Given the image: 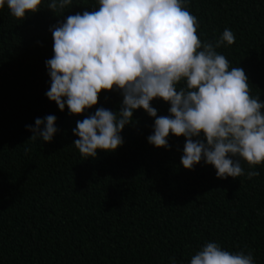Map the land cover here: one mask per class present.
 <instances>
[{"label":"trees","instance_id":"16d2710c","mask_svg":"<svg viewBox=\"0 0 264 264\" xmlns=\"http://www.w3.org/2000/svg\"><path fill=\"white\" fill-rule=\"evenodd\" d=\"M48 2L22 20L7 4L0 8V264H172V257L190 264L210 241L233 253L250 250L264 264V163L250 169L241 160L245 173H260L252 179H220L203 160L185 169L186 138L170 134L168 148L148 143L155 118L143 109L117 150L79 153L77 121L100 107L116 112L123 98L103 91L83 115L47 98L50 29L98 10L97 0H73L53 13ZM185 7L198 18L202 42L225 28L234 33L235 43L217 51L230 68L244 69L251 95L264 102V0H186ZM151 103L157 116L169 115V103ZM47 115L57 118L52 142L29 139L26 126Z\"/></svg>","mask_w":264,"mask_h":264},{"label":"clouds","instance_id":"9594fccd","mask_svg":"<svg viewBox=\"0 0 264 264\" xmlns=\"http://www.w3.org/2000/svg\"><path fill=\"white\" fill-rule=\"evenodd\" d=\"M73 0H49L53 13ZM186 0H97L98 10L69 15L50 29L53 53L46 61L50 88L46 96L60 111L83 115L98 104L103 91H119L118 111L100 107L78 120L74 146L84 157L98 150L115 151L123 144L122 131L133 122L134 111L143 109L154 119L148 143L168 148L169 135L183 136L181 164L191 170L202 160L220 179L245 176L241 160L250 169L264 163V102L253 97L242 67L230 68L217 49L235 43L225 28L214 41L202 42L199 21ZM10 14L22 20L40 10L42 0H0ZM183 82V86L177 87ZM154 99L170 104L169 115L157 116ZM56 117L36 118L26 129L31 140L52 142ZM203 134L204 139H199ZM196 138V139H194ZM175 264V257L170 258ZM190 264H255L252 252L224 250L207 242Z\"/></svg>","mask_w":264,"mask_h":264}]
</instances>
